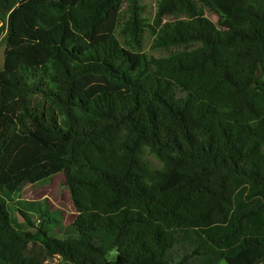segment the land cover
I'll list each match as a JSON object with an SVG mask.
<instances>
[{
    "label": "trees",
    "instance_id": "trees-1",
    "mask_svg": "<svg viewBox=\"0 0 264 264\" xmlns=\"http://www.w3.org/2000/svg\"><path fill=\"white\" fill-rule=\"evenodd\" d=\"M145 13L0 0V264H264V0ZM59 173L69 233L14 223Z\"/></svg>",
    "mask_w": 264,
    "mask_h": 264
},
{
    "label": "rangeland",
    "instance_id": "rangeland-1",
    "mask_svg": "<svg viewBox=\"0 0 264 264\" xmlns=\"http://www.w3.org/2000/svg\"><path fill=\"white\" fill-rule=\"evenodd\" d=\"M141 1L146 6L145 15L148 18H152L157 0ZM207 16L212 20H216V17L212 14L207 13ZM146 51L156 55L159 54L158 52L151 51L148 45L146 46ZM6 198L11 219L14 223L22 221V216L19 213V210H22L36 224L39 225L43 222L47 229L50 230V228H55L54 231H52L54 236L62 237L64 234L69 233L68 223L72 217L73 207L62 173L35 184H25L15 193L7 192ZM46 219H48L49 222H44ZM113 256H115V251L110 253V257ZM55 260L56 259L53 258V261ZM218 264L228 263L222 259Z\"/></svg>",
    "mask_w": 264,
    "mask_h": 264
},
{
    "label": "water",
    "instance_id": "water-1",
    "mask_svg": "<svg viewBox=\"0 0 264 264\" xmlns=\"http://www.w3.org/2000/svg\"><path fill=\"white\" fill-rule=\"evenodd\" d=\"M7 44L4 43L0 45V68L3 69L5 65V52H6Z\"/></svg>",
    "mask_w": 264,
    "mask_h": 264
}]
</instances>
